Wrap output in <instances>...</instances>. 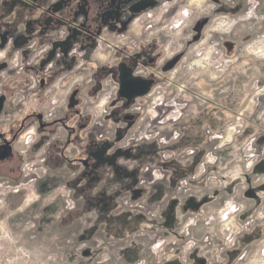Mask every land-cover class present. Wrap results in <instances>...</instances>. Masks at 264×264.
<instances>
[{"label":"rangeland","instance_id":"obj_1","mask_svg":"<svg viewBox=\"0 0 264 264\" xmlns=\"http://www.w3.org/2000/svg\"><path fill=\"white\" fill-rule=\"evenodd\" d=\"M240 1L243 7L233 15L224 11L214 12L218 5L212 0H182L181 4L189 2L193 9L182 33L169 37L159 31L160 25L152 24L148 28L141 21L137 27L131 23L129 33L145 39L160 34L164 40L162 47L169 43L170 50H178L182 45L181 49L188 55L194 52L199 41L207 46L217 42L222 48L221 41L230 39L234 52L229 56L237 57V61L251 58L264 63V48L258 49L263 44L258 37L264 35L260 0H256L260 2L257 19L240 21L237 25L232 22L229 25L234 26L230 28L219 24V19L227 21L244 17L248 0ZM262 3L264 5V0ZM199 26L200 32L195 30ZM198 35V41H193ZM126 39L121 38L120 43ZM162 47L158 49L159 53ZM10 58L0 59V62L6 61L7 67L0 68V95L4 97L0 123L8 124L12 134L20 129L22 114L32 112L33 107L40 109L48 121L65 113L68 85L57 89L59 81L48 96L46 93L51 82L39 88L41 98L38 103L27 98L23 111L19 112L20 104H17L26 89L10 77ZM194 70L197 77H208L213 67ZM109 73L98 75V80L92 82L93 87L84 93L86 103L77 107L85 117L77 122L78 128L85 125L80 129L90 132L87 144L82 147L85 146V153L95 160V170L98 167L100 171L105 165L99 180L94 173L92 181L84 189L75 185L80 178L85 179L79 177L83 168H71L64 160L56 158L66 139V132L58 126L37 130L38 141L35 143H26V133L22 131L14 142V155L5 161L0 159V264H147L151 259H157L149 252L148 239L141 229L144 222L137 218L134 209L145 207L150 202L147 194L139 191L138 177L142 164L157 162L152 157L155 144L138 140L139 133L145 128V122L140 120L141 110L133 112L136 115L134 122L122 119V115L132 112L130 109L137 100L130 106H124L113 87L117 77ZM76 76L79 79L85 77L80 73ZM178 76L179 81L188 83L192 80L190 73L177 74L176 78ZM260 82L264 85V81ZM102 84L106 85L104 90L101 89ZM249 87L248 98L254 102L252 83ZM111 89L114 90L108 103L104 107L98 106L101 97L109 95ZM11 114H14L12 119ZM33 125L31 119L25 122L27 129ZM78 146L76 142L69 147L68 157L76 152ZM109 170L113 174L105 176ZM114 177L113 181L105 180ZM86 193L89 195H84ZM72 211L74 213L70 215ZM256 246L258 242L253 249Z\"/></svg>","mask_w":264,"mask_h":264},{"label":"crops","instance_id":"obj_2","mask_svg":"<svg viewBox=\"0 0 264 264\" xmlns=\"http://www.w3.org/2000/svg\"><path fill=\"white\" fill-rule=\"evenodd\" d=\"M153 1L143 13L156 12L168 0ZM212 1L218 5L214 12L236 15L243 7L240 0ZM260 1V11L263 13L260 16L264 25V5ZM144 17L145 14L143 21ZM134 18L135 15L125 9L114 22L104 24L90 43L68 38L65 27L48 31L52 38L44 41L36 37L19 45H14L11 39L4 41L3 45L12 52L6 58L17 54L19 59L17 68H8L9 74L22 76V88L26 89L24 97L17 104H20L19 112L25 107L24 100L27 99L32 79L36 84L44 79L46 83L51 82V86L59 81V88L68 85L65 105L70 91L75 88L78 89L80 103L85 104L84 93L93 87L92 82L96 81L98 71L116 65L125 58L139 59L133 69L134 76L155 80L156 72L160 69L157 58L148 61V56L142 51L149 55L152 53L154 57L164 40L160 34L145 39L129 33V25ZM123 37L127 39L120 43ZM220 44L222 49L225 47L223 51L227 55H233L230 39L222 40ZM254 65L258 67L254 68ZM78 73L85 77L79 79L76 76ZM179 79L180 76L167 87L166 98L184 104L181 118L174 124L150 127L151 131L160 134L176 129L179 137L165 146L156 140L148 142L155 144L154 154L150 156L156 158L157 162L142 164L138 177V187L147 194L150 202L145 207L134 209L137 218L144 222L145 226L141 229L148 239L149 252L154 240L167 242L162 258H153L147 264H235L264 236V216H257L261 209L264 213V93L254 102L248 98L250 84L264 81V63L251 58L239 59L220 78L211 80L197 77L188 82L184 92L177 94L174 87L180 82ZM157 80L163 81V78ZM105 86L102 84L101 89L104 90ZM113 87L117 89L116 82ZM113 90L109 91L110 98ZM140 101L132 106V112L143 111L145 100ZM241 110L246 111L243 127L233 136L231 143L223 148H215L210 136L223 133ZM59 116L61 114L56 115ZM247 144L253 147L249 166H246L244 155ZM165 151L171 153L170 159H163ZM208 154L215 156V162H205ZM151 169L161 171L163 178L149 182L148 172ZM229 197L245 204V209L238 215L242 232L235 243L226 246L215 225L199 220L188 235L194 246L186 259H181L179 252L183 240L177 237L181 223L191 215L200 219L207 210L221 206ZM189 201L195 205H189Z\"/></svg>","mask_w":264,"mask_h":264},{"label":"built area","instance_id":"obj_3","mask_svg":"<svg viewBox=\"0 0 264 264\" xmlns=\"http://www.w3.org/2000/svg\"><path fill=\"white\" fill-rule=\"evenodd\" d=\"M182 0H168L163 2L156 12H142L136 13L132 25L139 26L140 21L147 24L148 28L152 27V24L160 25L159 31H163L167 36H176L183 32V29L190 19L193 9L191 5L181 4ZM259 2L256 0L247 1V10L244 13V17L239 19L232 18L227 20L223 18L219 19V24L225 25V28L233 27L237 25L240 21H249L257 19V8ZM143 14H145L143 20ZM234 22V25H229ZM201 31V29H200ZM259 38V39H258ZM257 39L263 43L258 49L264 48V35L259 36ZM172 39V38H170ZM199 39V37H198ZM193 40V41H198ZM203 41H199L198 45L194 47V52L187 54L180 46L178 50H170L169 43L162 47V52H160L157 58V64L160 69L156 72V79L153 82L149 92L142 98H146L145 107L140 116V120L145 122V128L139 133L138 140L144 142H152L154 140L158 141L160 145H168L178 139L179 133L176 129H171L167 134H160L155 131H151V126H163L167 124L176 123L182 116L184 111V104L173 99L166 98V89L170 86L177 74L190 73V78H197V73L195 68H210L213 70L208 74V78L211 80H216L220 78L236 61L237 57H231L227 55L223 49L219 46V43L213 42L212 45H203ZM184 51V52H183ZM189 53V52H188ZM178 57L177 61L168 70H164L163 67L168 62ZM6 55L4 52H0V59H5ZM9 68L15 69L18 67L19 59L17 54H13L9 59ZM207 65V66H206ZM162 77L163 81L157 80ZM36 82L32 79L31 85H35ZM187 82L180 81L175 84V92L180 94L184 92L187 88ZM57 85L50 86L47 90L46 96L52 93V88ZM254 96L257 98L264 93V85H260L256 82L252 83ZM58 89V87H57ZM109 95H104L98 101V106L104 107L108 100ZM53 100V99H52ZM55 102V101H53ZM139 107L136 109V111ZM244 111H239L235 116L232 123H230L223 133H215L210 136V140L214 143L215 148H223L227 144L231 143L233 136L243 127ZM26 133V143H32L33 141V129H25ZM252 144H247L244 148V155L246 157V166L252 163ZM189 153H192L189 151ZM171 158V153L165 151L163 153V159L167 160ZM215 156L208 154L205 162L213 163L215 162ZM164 174L157 170L151 169L148 172V181L155 182L161 180ZM245 209V204L243 202L237 201L234 197H229L221 206L216 208H211L207 210L204 215L198 219L195 216L187 217L181 224L177 232V237L183 240V244L180 248L179 255L181 259H186L189 251L194 246L191 239L188 238L189 232L193 226L197 224L199 220L206 224L215 225L221 235L223 242L226 246H232L237 237L242 232V226L239 223L238 215ZM257 216L263 218L264 213L261 210L258 211ZM167 242L165 240H154L150 245L151 253L160 259L166 252ZM235 264H264V237L258 240V246L252 249L248 253H244Z\"/></svg>","mask_w":264,"mask_h":264},{"label":"flooded vegetation","instance_id":"obj_4","mask_svg":"<svg viewBox=\"0 0 264 264\" xmlns=\"http://www.w3.org/2000/svg\"><path fill=\"white\" fill-rule=\"evenodd\" d=\"M154 2L153 0H0V52H4L5 55H10L12 52L3 45L4 41L9 39L12 40L14 45H19L23 42H26L34 37L38 38V40L44 41L52 38V35L48 33V31L55 30L59 27H65L68 31V38H73L76 40L85 41V43H90L92 40L96 38V36L100 33V29L104 24L114 22L125 9L131 15H136L134 9L142 4ZM146 60L152 61L155 58H158L160 53L156 52L155 56L146 54ZM139 59L135 57L125 58L121 62H123L127 67L133 69L136 66ZM119 62L116 65H113L109 68H103L96 74V80H98V75H101L104 72H110L113 77H117V92H118V76H119ZM6 66V61L0 62V68H4ZM15 79V82L18 85H23L24 80L22 76L16 77L15 75L11 76ZM154 80V79H153ZM41 81L43 83L41 84ZM155 81V80H154ZM47 85L44 79H41L37 84L30 85V91L27 92V98H31L35 100L37 103L39 101V88ZM100 85V84H99ZM59 88V86H58ZM73 91H76L75 95L72 97L71 95ZM143 97V96H142ZM142 97H138L135 99H131L127 101L124 98L123 100L124 106H130L133 101L139 102ZM46 99V98H45ZM143 101V100H141ZM140 101V102H141ZM73 102V104H71ZM4 104V97L0 95V111ZM135 104V103H134ZM133 104V105H134ZM80 105V101L78 98V89H72L70 91V95L67 101V110L61 116L53 118L51 121H48L42 111L37 109V107H33L32 112H26L21 116V126L18 131H15L11 134V128L8 127L6 123H0V155L4 156L0 158L1 160H7L14 155L15 149L13 147L14 142L17 140L19 134L22 131L27 129L25 127V122L28 120H32L34 122L33 125V142L38 141L37 138V130H45L49 127L58 126L62 128L66 132V139L62 145V148L59 149L57 154L58 157L65 161V163L71 167L77 169L79 166H82L83 171L80 173L79 177H83L78 180L76 186H80V189H84L88 183L92 180V174L95 173L96 180H99V175L102 170H105V165L102 167V170L99 171L100 168H93V164L95 163L94 159H91L89 155H87L84 151V147L82 145H86L88 134L86 130L80 129L84 128L85 125H81L82 127L78 128L77 122L80 119H85L83 113L77 107ZM132 105V106H133ZM36 106V105H35ZM23 111V107L21 109ZM137 113V112H136ZM11 114L10 119H12ZM41 116V118H38ZM122 119L129 122L136 121L135 113H126L122 115ZM85 132V133H82ZM80 140V141H78ZM83 140V142H82ZM78 142L79 146L76 152L68 157L66 152L71 145ZM148 143V142H145ZM54 158V160L56 159ZM0 160V161H1ZM104 168V169H103ZM113 170V167H112ZM113 174V171L109 170L105 173V176ZM101 176V175H100ZM114 178H107L106 181H113ZM80 189H76L80 190ZM141 193L143 192L139 189ZM84 195H89L88 193ZM144 195V193H143ZM189 205H195L194 202L189 201ZM74 212H69V214H73Z\"/></svg>","mask_w":264,"mask_h":264},{"label":"water","instance_id":"obj_5","mask_svg":"<svg viewBox=\"0 0 264 264\" xmlns=\"http://www.w3.org/2000/svg\"><path fill=\"white\" fill-rule=\"evenodd\" d=\"M151 4H152L151 2H148L145 4L139 5L134 9V12L139 13L140 11L149 7ZM203 22L204 21H202L201 24H203ZM200 29L201 28L199 26L195 30L200 32ZM198 37L199 35L195 36L193 40H197ZM177 59L178 57L168 62L165 65L164 70H168L169 68H171L173 64L177 61ZM153 82L154 80L152 78H142L139 76H134L132 74V69L127 67L123 62L119 64V76H118V96L119 97L124 98L127 101H130L131 99L145 96L149 92ZM42 83L43 81H41V84ZM75 93L76 91H73L71 95V101ZM71 104H73V102ZM38 118H41V116H39ZM4 156L0 155V158Z\"/></svg>","mask_w":264,"mask_h":264}]
</instances>
